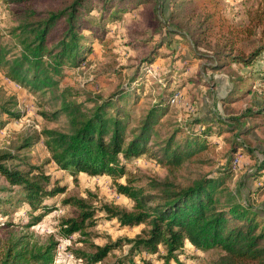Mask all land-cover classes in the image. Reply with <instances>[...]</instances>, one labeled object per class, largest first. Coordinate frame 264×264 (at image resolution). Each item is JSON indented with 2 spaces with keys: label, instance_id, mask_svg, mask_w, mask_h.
<instances>
[{
  "label": "trees",
  "instance_id": "trees-1",
  "mask_svg": "<svg viewBox=\"0 0 264 264\" xmlns=\"http://www.w3.org/2000/svg\"><path fill=\"white\" fill-rule=\"evenodd\" d=\"M38 1L6 0L15 6L17 23L8 32L13 42L0 43V71L26 89L49 92L59 105H55L50 113L43 112L42 116L57 121L63 115L66 126L60 129L44 127L26 137L18 148L42 141L50 160L72 176L84 172L92 176L119 177L125 174L126 163L144 153L168 168V176L150 179L145 187L134 185L133 178L125 183L114 180L116 192L131 199L133 205L130 210L114 204L103 205L107 218H115L123 226L145 224L146 228L133 238H118L95 245L94 252L79 251L77 255L85 260V264H95L126 242L130 244V255L124 259L128 264H134L132 256L135 252H156L162 245L166 252L165 264L170 260L183 264L177 256L188 242L198 249L220 248L224 251L209 264H264V222L255 211L234 202V196L225 185L232 174L231 162L236 151L241 150L254 158L253 150L244 139L255 125H248L244 119L262 118L264 122L262 109L247 108L239 117L218 114L208 118L195 117L186 127H176L161 135L162 117L170 108L169 101L177 86L173 84L179 77V72L173 69L162 77L166 83L161 94L133 123L130 104L139 98L141 87L136 83L139 77L136 73L107 96L88 99L89 106L75 99L79 93L72 87H60V78L66 69L88 63L95 42L101 51L109 49L110 39L104 38L106 28L130 9L144 7L150 11L149 24L153 33L163 28L181 33L177 30L190 20L199 22V30L204 33L211 23L213 28L218 0H61L57 3H51V0L40 9L34 6ZM94 9L98 10L95 16L91 15ZM256 20L254 26L264 22V9L258 12ZM197 29L195 26L192 31ZM235 41L227 38L212 46L211 55L193 52V56H209L212 63L205 66L217 70L229 63L250 67L264 51V43L244 52L235 46ZM185 42L188 44L186 39ZM158 44L149 51L145 68L157 57L164 56L160 55ZM247 80L245 75L233 77L232 89L221 101L227 103L233 94L240 96L250 92V87L243 90ZM6 112L19 116L16 111ZM226 133L232 136L231 141L230 137H223L231 142L232 149L224 167L216 175H200L184 185L178 182L177 171L183 162L197 161L194 158L213 145L210 137ZM261 153L262 159H258L255 170L248 175L252 182H261L264 175V150ZM12 158L10 152L0 155V175L11 186L0 187L1 191L10 192L0 201L11 202L17 195V202H26L35 210L42 209L33 216V225L41 220L43 212L50 210L43 203V196L54 195L63 187L46 190L50 179L47 175L41 171L32 174V171L23 173L12 169L4 163ZM253 191L247 187L248 194ZM63 203L72 205L75 215L61 218L58 234L66 238L76 232L84 234V229L95 222L97 210L82 197L69 196ZM55 250L56 242L52 239L39 245L16 239L0 250V264H53Z\"/></svg>",
  "mask_w": 264,
  "mask_h": 264
},
{
  "label": "rangeland",
  "instance_id": "rangeland-1",
  "mask_svg": "<svg viewBox=\"0 0 264 264\" xmlns=\"http://www.w3.org/2000/svg\"><path fill=\"white\" fill-rule=\"evenodd\" d=\"M58 1L61 0L52 2L39 0L34 6L40 9L46 3ZM14 8L15 6L7 3L6 0H0V43L2 44L13 42L8 32L17 23ZM263 9L264 0H218V15L213 28L211 23L210 28L201 33L199 22L184 20L185 23L177 30L182 34L168 31L166 28L153 33L149 24L150 11L144 7L130 9L131 11L124 14L119 21L106 28L104 38L110 39L109 49L101 51L95 42L94 51L88 56V63H82L75 69H66L60 78V87H72L79 93L75 99L89 106L88 99L107 96L120 83H125L136 73L139 76L136 83H140L141 87L139 98L130 104L129 113L133 123L134 119L138 118L161 94L166 83L162 77L173 69L179 72V77L173 84L177 86L169 101L170 108L162 117L164 124L159 127L161 135L167 134L176 127H186L195 117L208 118L213 114L222 117H239L247 108H259L264 112V51L250 67L229 63L227 67L217 70H210L205 66L212 63L209 56L200 58L193 56V52L211 55L212 46L216 43L221 44L227 38L236 39L235 46L244 52H249L264 43L262 38L264 22L254 26L258 12ZM97 14L98 10H92L91 15ZM195 26H198V29L192 31ZM250 31L252 34L249 33ZM157 44L160 55L164 56L157 57L145 68L149 51ZM240 75L248 78L243 90L250 87V92L240 96L233 94L230 101L223 103L221 98L226 97L232 89V78ZM55 105H59V102L52 99L49 92L26 89L7 79L3 71H0V155L10 152L13 156L4 163L23 173L43 172L50 178L45 186L46 190L54 186L63 187L62 191L54 195L43 196V203L50 210L43 212L41 220L33 225L31 224L33 216L42 209L35 210L26 202H17L15 198L17 195L11 202L0 201V250L16 239L28 241L30 245L46 244L52 239L56 242L53 264H85V260L80 258L77 252H94L95 245H104L118 238H133L146 228L145 224L123 226L117 219L107 218L102 210L103 205L114 204L126 210H130L133 205L131 199L116 192L114 180L125 183L133 178L134 185L145 187L150 179H163L168 176V168L144 153L126 163L125 174L119 177L92 176L84 172L72 176L50 160L42 141L30 147L18 148L26 137L40 132L44 127L60 129L66 126V117L63 115L57 121L42 116L43 112L54 111ZM7 110L16 111L19 116H11L6 112ZM244 120L248 125H255L244 139L253 150L255 159L241 150L236 151L231 162L232 174L225 185L234 196V202L252 209L264 222V175L261 182L259 180L252 182L248 176L255 170L258 159L263 157L261 151L264 150V122L262 118ZM223 137H230V141L232 138L230 133L210 137L213 145L211 144L208 150L195 157L197 161L185 160L182 168L177 171V181L184 185L200 175H216L224 167L232 149L231 142ZM238 139H241L240 136ZM120 161L124 162V159L120 158ZM239 181L242 182L239 184ZM2 186L11 187L0 175V187ZM247 187H251L254 191L248 194ZM256 187L260 188L255 190ZM13 189L18 187L13 186ZM9 195L10 192L0 190L2 200ZM69 196L85 198L97 211L95 222L84 229V234L76 232L66 238L61 237L58 231L61 218L75 215V208L63 203V199ZM223 253L220 248L202 250L186 242L183 252L177 257L183 264H209ZM165 254V248L159 245L156 252L147 253L138 250L132 258L134 264H165ZM129 255L130 244L122 242L119 247L111 250L95 264H128L124 258ZM122 259L124 263H121ZM169 264L176 263L170 260Z\"/></svg>",
  "mask_w": 264,
  "mask_h": 264
}]
</instances>
